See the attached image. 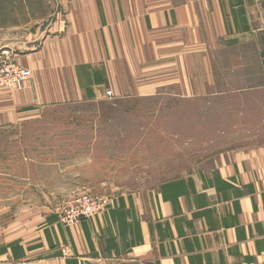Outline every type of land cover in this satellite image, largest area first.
Listing matches in <instances>:
<instances>
[{
  "label": "crops",
  "instance_id": "crops-1",
  "mask_svg": "<svg viewBox=\"0 0 264 264\" xmlns=\"http://www.w3.org/2000/svg\"><path fill=\"white\" fill-rule=\"evenodd\" d=\"M45 4L35 24L0 28V52L32 73L0 86V126L60 104L165 94L231 95L264 119V0ZM41 218L0 233V264H264V142L119 194L73 226L57 211Z\"/></svg>",
  "mask_w": 264,
  "mask_h": 264
},
{
  "label": "rangeland",
  "instance_id": "rangeland-1",
  "mask_svg": "<svg viewBox=\"0 0 264 264\" xmlns=\"http://www.w3.org/2000/svg\"><path fill=\"white\" fill-rule=\"evenodd\" d=\"M33 2L26 11L23 0H9L0 28L31 26L49 14L46 0ZM6 51L12 52L1 50L0 61ZM242 105L231 95L165 94L60 104L0 126V233L12 226L18 235L81 195L111 200L145 192L230 150L264 142V119Z\"/></svg>",
  "mask_w": 264,
  "mask_h": 264
},
{
  "label": "built area",
  "instance_id": "built-area-1",
  "mask_svg": "<svg viewBox=\"0 0 264 264\" xmlns=\"http://www.w3.org/2000/svg\"><path fill=\"white\" fill-rule=\"evenodd\" d=\"M0 61V84L10 88H19L31 78V70L19 65L12 52L6 51ZM107 96H112V91H107ZM110 204L106 197H96L84 194L75 198L60 213V220L67 226H73L82 220L93 219L102 213Z\"/></svg>",
  "mask_w": 264,
  "mask_h": 264
},
{
  "label": "trees",
  "instance_id": "trees-1",
  "mask_svg": "<svg viewBox=\"0 0 264 264\" xmlns=\"http://www.w3.org/2000/svg\"><path fill=\"white\" fill-rule=\"evenodd\" d=\"M8 2H9V0H0V19H3V18H6V17H3L2 16V13H3V8L8 4ZM2 3H4V4H2ZM3 22H5V21H3Z\"/></svg>",
  "mask_w": 264,
  "mask_h": 264
}]
</instances>
